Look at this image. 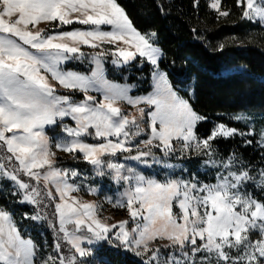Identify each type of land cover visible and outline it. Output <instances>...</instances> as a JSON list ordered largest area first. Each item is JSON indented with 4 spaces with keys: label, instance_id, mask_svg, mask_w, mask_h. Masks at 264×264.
Masks as SVG:
<instances>
[{
    "label": "snow or ice",
    "instance_id": "6c2138e0",
    "mask_svg": "<svg viewBox=\"0 0 264 264\" xmlns=\"http://www.w3.org/2000/svg\"><path fill=\"white\" fill-rule=\"evenodd\" d=\"M236 3L242 19L264 27V0ZM209 7L218 17L230 15L221 0H210ZM42 22L53 29L39 28ZM73 24L85 27L55 30ZM163 55L157 34L141 33L117 0H0V191L7 188L19 203L36 206L39 211L26 218L41 221L47 220L45 198L57 200L49 187L54 186L57 222L48 227L58 237L63 234L54 244L55 255L38 258L37 244L24 238L13 214L0 207V264H95L91 246L101 242L132 252L142 264H264V201L249 191L264 193V168L250 169L235 153L219 158L213 147L217 138L257 133L218 124L207 138L198 137L197 125L206 117L173 89L160 68ZM108 56L118 67L149 63L153 91L133 97L135 85L109 80ZM73 61L90 67L68 69ZM121 103L136 114L124 112ZM49 128H59L54 145ZM259 135L264 150V131ZM243 143L252 145L253 139ZM53 147L121 186L114 201L107 199L127 209L131 230L127 220L102 223L98 205L72 196L80 191L75 182L80 173L57 166ZM194 153L215 173L213 183L195 176L160 180L120 162L170 169L169 160H189ZM88 191L97 193L94 187ZM253 232L259 238L252 239ZM60 239L70 245L67 256ZM158 239L168 241L163 251L150 247Z\"/></svg>",
    "mask_w": 264,
    "mask_h": 264
},
{
    "label": "trees",
    "instance_id": "16d2710c",
    "mask_svg": "<svg viewBox=\"0 0 264 264\" xmlns=\"http://www.w3.org/2000/svg\"><path fill=\"white\" fill-rule=\"evenodd\" d=\"M117 2L141 33L157 34L158 46L164 53L161 68L180 96L206 117L197 126L198 137L207 138L218 124L247 131L233 120L234 116H264V27L242 19V9L237 7L236 0H221V9L230 12L227 17H218L209 7L210 0ZM137 67L136 64L131 72L118 73L108 65L109 79L134 84L137 82L134 75L145 76L147 85L142 93L147 94L151 91V66ZM186 90H192L193 97ZM245 139H253V144L245 145ZM213 147L224 158L235 153L256 172L264 168V150L258 134L255 138L217 139ZM259 199L264 201V196ZM16 201L7 188L0 191V207L13 214L24 238L35 241L40 249L38 258L55 255L57 235L48 227L49 223L38 225L26 218L35 209L17 205ZM103 253L117 264H142V258L130 252Z\"/></svg>",
    "mask_w": 264,
    "mask_h": 264
},
{
    "label": "rangeland",
    "instance_id": "374dc122",
    "mask_svg": "<svg viewBox=\"0 0 264 264\" xmlns=\"http://www.w3.org/2000/svg\"><path fill=\"white\" fill-rule=\"evenodd\" d=\"M29 27H31V26H29ZM38 27L45 29L46 31L53 29V25L46 23V22H42ZM82 27H85V26L73 24V25L62 26L61 28H58L55 30L56 31H70V30H73L76 28H82ZM121 46H123V45H121ZM111 47L112 46H110V45H105V48H111ZM83 51L94 52L96 50L84 47ZM112 58H113L112 56H108L107 62H106V72H107L108 79H109L108 65H110L111 69H114L118 73L121 72L122 70L131 72V69H133L134 65H136V64L138 65V67H141L140 64L137 62H132L129 65H127L126 67H118V66H115L111 63ZM139 59H142V58H139ZM145 64L150 65L147 62H143V65H145ZM66 67L68 69H71V70H77V71L83 72V71L87 70L90 67V65L88 62L80 63V62L73 61V62L68 63L66 65ZM160 68H161V65H160ZM152 70L153 69L151 66V73H152ZM161 70L164 71L162 68H161ZM134 76H135L134 78H135V80H137V82L132 84V85H135V87L132 88L131 92L129 93L131 96H133V97L147 96L148 94H150L153 91L152 79H150V81H149L150 82L149 87H150L151 91L149 93L145 94V93H142V90L147 85V84H144V82L146 81V77L142 76V75H137V76L134 75ZM168 79H169V77H168ZM50 82L55 83L54 81H50ZM113 82L117 83L115 81H113ZM169 82H170L171 86L173 87L170 79H169ZM117 84H121V83H117ZM124 84H128V83H124ZM173 89L175 91H177L174 87H173ZM58 91L63 93L65 90L58 88ZM186 91L189 92L190 95L193 97V91L192 90H186ZM177 93L180 96L178 91H177ZM76 98L79 99L80 97L77 96ZM120 107L126 113L136 114V109L130 107L129 105H127V103H121ZM238 116L244 117V119L237 120V119H235V117H237V116H234L233 120L236 123L242 124L247 129H250V128L254 129L256 131V133L258 134L259 141H260L259 133L264 131V116H250V115H238ZM142 127H147V125H142ZM46 132L50 138V141L54 145L55 144V138L59 135V128H55V129L49 128V129H46ZM145 138H146V136H142V137H138L137 139H145ZM242 138H246V137H242ZM217 139H221V138H217ZM89 142L90 143H97L98 141L89 140ZM52 150L56 152V156L54 159L56 161L57 166H59L60 168H64V169H75V170H78L80 173V177L75 181L77 184L80 185V191L72 193V196L77 197L82 202H92V203H95L96 205H98L99 208L97 209V218L102 223H105L108 225H113V224H117L120 221L127 220V221H129V223L126 226V228L128 230H131V228L134 227V223H133L127 209L122 208V207H116V206H114L113 203H109V200L107 199L110 197L114 201L117 198L119 192L122 191V188L120 185L115 184L111 180L110 177H97L95 175V171L92 168V166L90 164L84 162L82 159H75V160L71 159L69 154L58 151L55 147H53ZM153 151H155V149H153ZM216 155L219 158H224L221 155H219L217 152H216ZM157 157H159V153H157ZM202 159L203 158H201L198 154H195V153L191 156V158L189 160H181L179 157H177L175 159L168 161L169 164L174 165V167L170 168V169H163L158 164H153L152 167L145 168L143 165H140L137 162H134L131 160H129V161L121 160L120 162L127 163L129 166H136L137 170L142 172V174H144L145 176L153 177V178L160 179V180H164V179H167L169 177L190 179L193 176H195L197 179H199L202 182L213 183L214 182L213 177H214L215 173L212 170H210L209 168H207L202 163ZM181 169H183V171H181ZM23 179L25 181L28 180L27 177H23ZM43 183L44 182L41 181V184H43ZM49 187L53 189V195L57 196V200L56 201H48L47 198H45V205L43 206L42 215L46 216L47 220H41V221L32 220L35 224L43 225V224L49 223L51 221H52V223L57 222L56 217L54 215V213H55L54 205L56 202H59V198L55 192L54 186L49 185ZM89 187L96 188L97 193L91 194L88 191ZM249 191H252L258 199H259V197L264 196V193L260 192L258 189H253V188L249 187ZM16 202H17V205H25V206H29V207L34 208L35 210L33 212V215H35L36 212L39 211V209L36 208V206H34V205L27 204V203H19L18 200ZM173 210L176 211V208L174 207ZM68 227H69V230L72 229L71 225H69ZM113 231H116V229H113ZM62 235L63 234L61 233L60 237H62ZM60 237H58V236L55 237L56 238L55 242ZM251 238L257 239L259 237H258L257 233L253 232V233H251ZM60 243L62 246V250L64 251V254L67 256L68 255V248L70 247V245H68L67 242H65L63 239H60ZM167 243H168L167 240H159L158 239V240L152 241L150 243V247H152V248L161 247V249L163 251L162 246L167 244ZM105 245H107V246L104 247ZM91 247H93V251H94L93 260L95 261V264H100V259H103L105 264H117L116 261H112L110 258H107L104 256L103 252H106V250H109V252H113V253L114 252L115 253L130 252V251L124 250L123 248H117V247L113 246L112 243H109V242H101V243L96 244V245L91 246ZM120 250H121V252H120ZM130 253H132V252H130ZM46 258H47V256H46ZM139 258H141V257H139Z\"/></svg>",
    "mask_w": 264,
    "mask_h": 264
}]
</instances>
